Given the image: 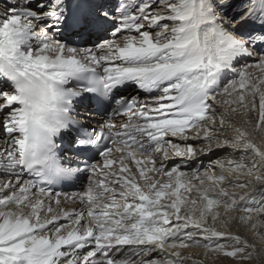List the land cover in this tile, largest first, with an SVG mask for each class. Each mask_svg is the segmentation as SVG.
Instances as JSON below:
<instances>
[{"label": "snow or ice", "instance_id": "snow-or-ice-1", "mask_svg": "<svg viewBox=\"0 0 264 264\" xmlns=\"http://www.w3.org/2000/svg\"><path fill=\"white\" fill-rule=\"evenodd\" d=\"M0 264H264V0H0Z\"/></svg>", "mask_w": 264, "mask_h": 264}, {"label": "bare ground", "instance_id": "bare-ground-1", "mask_svg": "<svg viewBox=\"0 0 264 264\" xmlns=\"http://www.w3.org/2000/svg\"><path fill=\"white\" fill-rule=\"evenodd\" d=\"M205 163H207V161H205ZM258 193V192H257ZM257 193H254V194H257ZM232 215H234V213H232Z\"/></svg>", "mask_w": 264, "mask_h": 264}]
</instances>
